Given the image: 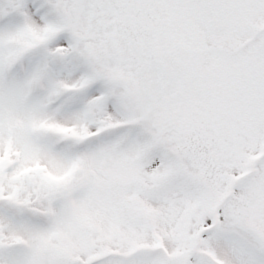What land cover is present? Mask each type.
I'll return each instance as SVG.
<instances>
[{"label":"snow or ice","instance_id":"1","mask_svg":"<svg viewBox=\"0 0 264 264\" xmlns=\"http://www.w3.org/2000/svg\"><path fill=\"white\" fill-rule=\"evenodd\" d=\"M0 264H264V0H0Z\"/></svg>","mask_w":264,"mask_h":264}]
</instances>
